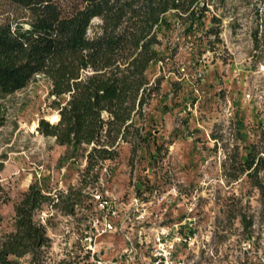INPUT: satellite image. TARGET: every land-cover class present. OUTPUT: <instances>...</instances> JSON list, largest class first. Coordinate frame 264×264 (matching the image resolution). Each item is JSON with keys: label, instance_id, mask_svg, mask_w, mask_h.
I'll use <instances>...</instances> for the list:
<instances>
[{"label": "rangeland", "instance_id": "rangeland-1", "mask_svg": "<svg viewBox=\"0 0 264 264\" xmlns=\"http://www.w3.org/2000/svg\"><path fill=\"white\" fill-rule=\"evenodd\" d=\"M206 2L200 30L188 34L172 21L162 35L160 58L147 70L159 83L142 123L149 142L136 155L119 142L113 159L86 173L82 152L70 158L65 146L38 132L39 120L57 122L55 102L66 100L50 94L48 79L35 76L24 89L0 95V236L13 231V205L31 184L60 197L59 207L35 214L50 246L39 262L25 257L20 264H79L93 189L124 203L136 197L165 222H194L203 264H264V192L238 164L250 146L263 160L264 188V12L255 0ZM70 193L79 199L66 214Z\"/></svg>", "mask_w": 264, "mask_h": 264}, {"label": "trees", "instance_id": "trees-1", "mask_svg": "<svg viewBox=\"0 0 264 264\" xmlns=\"http://www.w3.org/2000/svg\"><path fill=\"white\" fill-rule=\"evenodd\" d=\"M255 1L264 12V0ZM207 11L206 0H0V95L24 89L35 76L48 79L50 94L66 100L55 102L57 122L39 120L38 132L65 146L70 158L82 152L86 173L113 159L119 142L130 143L136 155L149 142L142 123L159 83L147 70L160 58L162 35L178 21L185 33H196ZM244 153L240 174L264 192L258 178L263 160L250 146ZM75 199L66 196V214ZM44 205L59 207L60 197L35 184L14 203L13 231L0 236V264L43 257L50 238L35 214Z\"/></svg>", "mask_w": 264, "mask_h": 264}, {"label": "built area", "instance_id": "built-area-1", "mask_svg": "<svg viewBox=\"0 0 264 264\" xmlns=\"http://www.w3.org/2000/svg\"><path fill=\"white\" fill-rule=\"evenodd\" d=\"M93 214L79 236V264H203V237L195 223L157 219L133 197L124 203L90 192Z\"/></svg>", "mask_w": 264, "mask_h": 264}, {"label": "bare ground", "instance_id": "bare-ground-1", "mask_svg": "<svg viewBox=\"0 0 264 264\" xmlns=\"http://www.w3.org/2000/svg\"><path fill=\"white\" fill-rule=\"evenodd\" d=\"M51 119H52V121H54V122L58 120V118L56 117V115L52 116Z\"/></svg>", "mask_w": 264, "mask_h": 264}, {"label": "water", "instance_id": "water-1", "mask_svg": "<svg viewBox=\"0 0 264 264\" xmlns=\"http://www.w3.org/2000/svg\"><path fill=\"white\" fill-rule=\"evenodd\" d=\"M56 117L59 119V116H58V114L56 115Z\"/></svg>", "mask_w": 264, "mask_h": 264}]
</instances>
